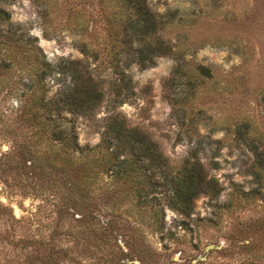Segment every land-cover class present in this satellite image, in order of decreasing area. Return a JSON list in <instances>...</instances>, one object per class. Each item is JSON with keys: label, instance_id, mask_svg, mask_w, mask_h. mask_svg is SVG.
Listing matches in <instances>:
<instances>
[{"label": "rangeland", "instance_id": "obj_1", "mask_svg": "<svg viewBox=\"0 0 264 264\" xmlns=\"http://www.w3.org/2000/svg\"><path fill=\"white\" fill-rule=\"evenodd\" d=\"M145 1L169 46L150 65L126 0H0V264H264V0ZM113 115L163 171L106 168ZM186 160L213 179L188 214L166 191Z\"/></svg>", "mask_w": 264, "mask_h": 264}, {"label": "trees", "instance_id": "obj_2", "mask_svg": "<svg viewBox=\"0 0 264 264\" xmlns=\"http://www.w3.org/2000/svg\"><path fill=\"white\" fill-rule=\"evenodd\" d=\"M128 12L125 22L129 30L136 35L138 45V61L141 65L152 64V59L143 55L162 54L168 50L167 43L156 34L159 23L158 15L150 10L145 0H126ZM72 85L64 96L70 98L66 101L68 110L79 113L88 112L94 107L100 98L95 83L86 70L82 72L78 67L72 71ZM105 148L112 145L110 156L106 159V168L109 169L116 163L126 164L129 160L147 162L149 165L161 169L166 167V158L159 150L156 143L141 129L129 126L122 116H109L104 129ZM123 154L124 158L119 156ZM125 166V165H124ZM125 166V167H126ZM129 168V167H128ZM126 168L124 170V173ZM213 179L203 175L200 165L194 161L186 160L183 168L168 178L166 191L168 200L174 209L188 214L192 206V200L200 193H207L211 189ZM168 189V190H167ZM146 195V193H145Z\"/></svg>", "mask_w": 264, "mask_h": 264}]
</instances>
